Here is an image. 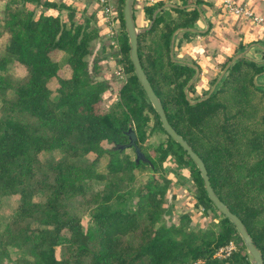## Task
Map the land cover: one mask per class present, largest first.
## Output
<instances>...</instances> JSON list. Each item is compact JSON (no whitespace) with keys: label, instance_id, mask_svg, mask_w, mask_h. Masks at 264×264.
Masks as SVG:
<instances>
[{"label":"trees","instance_id":"trees-1","mask_svg":"<svg viewBox=\"0 0 264 264\" xmlns=\"http://www.w3.org/2000/svg\"><path fill=\"white\" fill-rule=\"evenodd\" d=\"M4 1L0 214L11 197L16 204L7 221L0 220V264H252L234 224L209 199L200 172L164 131L135 75L124 0H116L115 11L126 79L109 106L105 94L111 82L97 78V63L89 71L91 55L102 41L98 14L91 11L97 2L87 0L81 10L80 0L76 5L67 0ZM256 1L238 0L260 14ZM182 2V8L157 12L165 1L149 5L136 0V25L147 28L138 35L139 59L169 122L203 160L212 188L243 221L264 264V85L255 83L259 77L264 82V63L238 59L204 99L231 61L230 49L236 53L261 39L247 41L240 32V40L229 49L216 48L212 60L205 61L208 57L198 48L196 56H182L184 43L198 36L184 31L200 19L189 3L210 6L225 24L233 19L222 4ZM57 52L65 55L62 60L56 59ZM103 55L109 59L108 53ZM14 65L24 69L21 76L11 73ZM253 116H259L258 125L246 122ZM150 128L165 139L147 154ZM129 130L135 132L146 161L136 162L134 148H117L129 142ZM243 134L248 135L245 141ZM166 165L188 170L197 188L196 208L213 210L216 224L196 228L188 212L178 223L164 222L171 215L166 208L171 183L163 172ZM143 170L150 175L142 178ZM86 216L88 227L83 224ZM230 241L237 250L217 258L216 251Z\"/></svg>","mask_w":264,"mask_h":264},{"label":"rangeland","instance_id":"rangeland-1","mask_svg":"<svg viewBox=\"0 0 264 264\" xmlns=\"http://www.w3.org/2000/svg\"><path fill=\"white\" fill-rule=\"evenodd\" d=\"M98 3V0H96ZM116 0H111V3L115 6ZM4 0H0V23L3 18V9H4ZM99 4V3H98ZM100 6V5H99ZM100 9H102L100 7ZM108 28V27H107ZM119 20H118V26H117V33L119 32ZM117 33L115 35V39L112 38L111 33L108 29L107 36L108 39L106 42L101 41L100 48L97 51V55L94 56V51L91 55V60L89 63V71L91 72L94 70V63H97L98 70L101 73L100 79H107L111 82V89L108 93L105 94V102L106 105L109 106L112 102L116 101L118 89L123 85L126 76L124 74V66L122 62H119L121 60L122 55L119 53V44H114L117 41ZM3 46V41L0 42V51ZM115 52V54L113 53ZM1 53V52H0ZM105 53H108L109 59H106L103 57ZM64 54L57 52L56 53V59H63ZM24 69L21 66L14 65L13 69L11 70V73L15 75L16 77H19L23 74ZM53 88H55L54 85H52ZM263 105V104H262ZM261 107H264V105ZM253 118H255L253 116ZM259 116H257L255 119L246 121L249 125H258L259 123ZM251 124H250V123ZM247 124V125H248ZM245 138H247L248 135L243 134ZM165 139V135L160 133L158 129L150 128L148 131V138L146 142L144 143V148L147 154H150L151 147H155ZM131 149V148H130ZM129 150V149H128ZM130 152H133L132 150ZM104 163V162H103ZM174 167H171L170 165H166L163 169V172L165 176L171 180V183L169 184L168 188V194L169 199L166 205V208H171V215L166 216L164 218V222L167 225H170L172 223H178L179 216L184 213H191L192 215V221L193 226L196 228H208L209 226H212L213 224H216L218 222V217L216 213L213 210L204 209L203 206H198L196 208V197L197 194V188L190 176V173H188V170H180L175 171L173 170ZM179 172L180 174H178ZM150 175V171L143 170L140 172V176L142 178H146ZM16 204L15 198L11 197L8 201L7 207L5 208L4 212L0 214V220L4 224L7 221V214H9L14 206ZM83 224H85L87 227L89 226V217H85L83 219ZM235 244L236 242L233 241ZM237 247V244H236ZM58 255H59V249H58ZM250 260L252 261V258L250 257Z\"/></svg>","mask_w":264,"mask_h":264},{"label":"crops","instance_id":"crops-1","mask_svg":"<svg viewBox=\"0 0 264 264\" xmlns=\"http://www.w3.org/2000/svg\"><path fill=\"white\" fill-rule=\"evenodd\" d=\"M78 1L79 0H67L68 3H74V5L78 4ZM80 1H81V4H79V6H80L79 9L82 10L84 8L87 0H80ZM145 1L149 5H154L158 1H161V0H145ZM162 1H165V5H164V7H166L165 9L171 8V7H179V8L183 7L182 0H162ZM206 1H210L217 6H219L221 4L223 5V0H206ZM235 1L238 2V0H235ZM255 4H256V10L264 18V0H257ZM187 6L196 7L199 11L200 19L197 22V24L195 25V27L189 28V29H184V31H190V32L196 33V34H198V36L192 42H189V43L185 42L184 43L183 49L180 52V55H182V56H185L186 54L196 56L195 55L196 54L195 49L198 48L196 51H198V52L200 51L203 55L208 57L207 60H205V61L212 60L211 57L214 58V56H212L211 54L215 53L214 51L216 50V48H222L223 49L224 47L227 46L229 49V45L233 44L234 41L240 40V37H239L240 32L246 33L247 41L251 40V39H261L259 42L252 43L248 47L238 50L236 53H233V51H231V49H230V52L232 53L231 61L228 63L226 68L220 72L219 77L216 80V82L214 83V85L212 86V88L210 89V92L213 90V88H214V91L216 88H218V86L221 84L223 77L226 75L228 69L234 64V62H236L238 60L237 59L236 61L233 62V60L235 58H237L238 55H243L244 57H242V58H247V59L255 61L257 63H264L263 55L261 53V51H264V33L261 32V31H264V22L255 26L248 21H244V20H241L238 18L235 19V17H232L226 13L227 17H232L234 20L232 19L231 21L226 22V24H225L224 23L225 19L219 20L218 17H216V15H215L214 9H212L210 6H208L206 4L196 5L194 3H189ZM91 11H96L98 14L97 15V20H98L97 22H98V25L100 27V34L102 36V42L103 41L106 42L107 40H109L108 36H107L108 28L104 22L102 10L100 9L99 4L95 3V5L92 6ZM214 17L216 18L215 21H217V22H212V19H214ZM143 19H144L143 17H142V19L141 18L139 19V23H141V25H143L145 22ZM236 20L238 21L237 23L234 22ZM135 25H136V21H135ZM136 27H137V25H136ZM137 28L139 30H146L147 29V28H140V27H137ZM179 32H180V30L177 31V33H179ZM177 33H176V35H177ZM202 34H207V35H206V37L199 36ZM176 35H175V37H176ZM212 38L215 39V41ZM100 44H101V41H98L97 46L94 50V56L97 55V51L100 48ZM216 57H219V53L217 54ZM180 62L184 63L183 61H180ZM231 62H233V64L231 66H229L231 64ZM206 63H205L206 68L210 69L211 72L215 73V71H217L218 67H213L212 65H209ZM187 64L192 65L191 62H189ZM207 66H209V67H207ZM197 73L199 75L200 70H197ZM201 74L205 75L206 70L203 71ZM222 75H223V77L221 78ZM255 83L258 86H263L264 85L263 78L262 77L256 78Z\"/></svg>","mask_w":264,"mask_h":264},{"label":"water","instance_id":"water-1","mask_svg":"<svg viewBox=\"0 0 264 264\" xmlns=\"http://www.w3.org/2000/svg\"><path fill=\"white\" fill-rule=\"evenodd\" d=\"M136 0H124V8H123V20H124V27L125 32L128 37V43L130 46V60L133 65V68L135 70V75L137 76L140 85L142 86V89L144 93L146 94L148 100L150 101L153 109L158 114L160 122L162 124V127L164 131L167 133V135L172 138L184 151L185 153L192 159L195 166L197 167L198 171L200 172V175L203 179V183L207 192V195L213 205L219 210V212L224 215L225 218L229 219L237 229L246 249L249 254V257L252 258L251 263L252 264H263V257L260 252V250L256 247L254 244L250 234L248 233V230L246 226L244 225L243 221L240 219L239 216L234 214L227 206L226 204L219 198V196L215 193L214 189L212 188L210 178L208 175L207 168L203 162V160L200 158V156L191 148V146L188 144V142L182 137L180 133H178L175 128L171 125L169 122L165 109L156 95L150 80L148 79L144 68L141 64V61L139 59L138 55V35L145 31V30H139L135 25V19H134V5ZM166 7H163L162 9H159L157 12H160L161 10L165 9ZM177 33V32H176ZM174 34V37L176 35ZM174 46V39L172 43V48ZM244 57L243 55H238L237 58L233 60L236 61L237 59H240ZM229 66H231L233 64ZM198 73L194 77V79L197 77ZM224 75V74H223ZM221 76V78L223 77ZM220 78V79H221ZM193 79V81H194ZM192 81V82H193ZM213 90L206 96L204 99L210 97L213 94ZM127 135L129 137V142L127 144L118 145L117 148H120L122 150L134 148L135 154H136V162L140 161H146V157L144 153L141 151V149L137 145V137L133 130H129L127 132Z\"/></svg>","mask_w":264,"mask_h":264},{"label":"built area","instance_id":"built-area-1","mask_svg":"<svg viewBox=\"0 0 264 264\" xmlns=\"http://www.w3.org/2000/svg\"><path fill=\"white\" fill-rule=\"evenodd\" d=\"M98 3L102 8L101 10L103 14V19L111 33L110 36L115 39L118 26V18L115 11V7L111 3V0H98ZM223 6L228 15L244 21H248L255 26L264 22L263 16L256 13L252 8L249 7L248 4H241L235 0H223ZM114 44H118V42H115ZM236 250V244L233 241H230L225 246L220 247L216 251L215 256L217 258H228ZM194 264H202V262L198 261Z\"/></svg>","mask_w":264,"mask_h":264}]
</instances>
